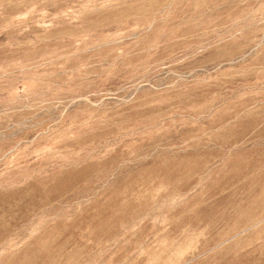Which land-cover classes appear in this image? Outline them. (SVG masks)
<instances>
[{
    "label": "rangeland",
    "instance_id": "374dc122",
    "mask_svg": "<svg viewBox=\"0 0 264 264\" xmlns=\"http://www.w3.org/2000/svg\"><path fill=\"white\" fill-rule=\"evenodd\" d=\"M0 264H264V0H0Z\"/></svg>",
    "mask_w": 264,
    "mask_h": 264
},
{
    "label": "clouds",
    "instance_id": "9594fccd",
    "mask_svg": "<svg viewBox=\"0 0 264 264\" xmlns=\"http://www.w3.org/2000/svg\"><path fill=\"white\" fill-rule=\"evenodd\" d=\"M70 79H71V77H70Z\"/></svg>",
    "mask_w": 264,
    "mask_h": 264
}]
</instances>
